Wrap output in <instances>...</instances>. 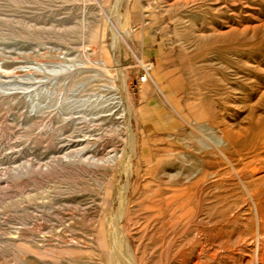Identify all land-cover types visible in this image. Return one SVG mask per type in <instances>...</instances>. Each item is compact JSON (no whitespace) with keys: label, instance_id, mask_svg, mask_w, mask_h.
Instances as JSON below:
<instances>
[{"label":"rangeland","instance_id":"1","mask_svg":"<svg viewBox=\"0 0 264 264\" xmlns=\"http://www.w3.org/2000/svg\"><path fill=\"white\" fill-rule=\"evenodd\" d=\"M259 227L264 0H0V264H257Z\"/></svg>","mask_w":264,"mask_h":264},{"label":"crops","instance_id":"2","mask_svg":"<svg viewBox=\"0 0 264 264\" xmlns=\"http://www.w3.org/2000/svg\"><path fill=\"white\" fill-rule=\"evenodd\" d=\"M143 44V42H142ZM138 50L142 49V52L145 56L148 57H157L160 56V50L156 47L154 41L151 40L146 46L142 45ZM174 70L169 68L167 72L163 70H158V84L166 91L167 95L170 97L169 102L171 106H175L177 102V95H175V87L168 84V77L173 74ZM137 98H138V120L140 122H150L152 120H157L162 116V114H166L162 110L160 97L158 90L155 88H149L145 86V83L137 82ZM144 86V87H143Z\"/></svg>","mask_w":264,"mask_h":264},{"label":"bare ground","instance_id":"3","mask_svg":"<svg viewBox=\"0 0 264 264\" xmlns=\"http://www.w3.org/2000/svg\"><path fill=\"white\" fill-rule=\"evenodd\" d=\"M127 130L130 131V127L127 125ZM221 145H224V142L220 143ZM114 159L112 160V163H114ZM130 166L131 164L128 162L125 167H124V172L126 174L129 173L130 171ZM257 216V215H256ZM264 234V233H263ZM258 243H257V248H256V252H255V257H256V262L257 264H264V235L262 238V244H261V231H260V227L258 229ZM125 242L127 243V238L125 240ZM191 244V243H190ZM201 254V253H200ZM131 264H137V262L133 259H131Z\"/></svg>","mask_w":264,"mask_h":264},{"label":"built area","instance_id":"4","mask_svg":"<svg viewBox=\"0 0 264 264\" xmlns=\"http://www.w3.org/2000/svg\"><path fill=\"white\" fill-rule=\"evenodd\" d=\"M141 67H142L143 72L141 73V76L139 77V82L145 83L147 82L149 78V73L152 67L150 64H143Z\"/></svg>","mask_w":264,"mask_h":264}]
</instances>
